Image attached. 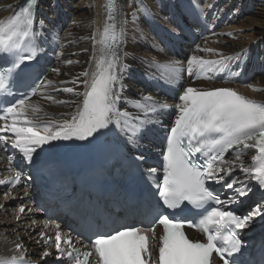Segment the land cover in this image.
<instances>
[{
  "label": "snow or ice",
  "instance_id": "obj_1",
  "mask_svg": "<svg viewBox=\"0 0 264 264\" xmlns=\"http://www.w3.org/2000/svg\"><path fill=\"white\" fill-rule=\"evenodd\" d=\"M13 7L9 4L4 10ZM179 7V18L166 30L170 37L184 39L181 33L201 26L217 35L215 20L223 9L214 10L208 0H186ZM38 8L39 0H26L10 16L0 18V147L9 153L4 171L11 174L0 179L4 196L23 187L25 180H33L31 174L25 176V167L37 175L52 174L61 166L57 158L61 151L101 149L138 180L133 206L141 210V218L132 223L86 216L75 239L70 233L64 235L59 222L52 235L41 230L36 243L43 264H264V238L258 259L256 244L243 238L246 230L264 224V101L233 87L195 85L197 80L232 74L233 64L238 70L235 75H240L250 50L229 55L207 46L208 39L202 36V43L194 44L184 60L142 61L152 70V80L174 85L185 77L191 79L182 86L178 103L169 105L143 91L132 98L126 95L131 65L126 63L124 47L129 25L134 43L136 34L140 41L150 39L141 27L142 18L155 19L146 0L126 4L106 0L103 27L76 38L70 31L62 35L47 17L38 16ZM225 35L236 39L238 33ZM81 41H91V50H82L90 52L88 59L67 58L61 44ZM148 47L164 54L168 45L153 40ZM50 51L57 66L46 72L41 60ZM82 64L86 66L77 72L60 66L71 69ZM28 73L34 78L27 84L28 91L22 92L19 85ZM246 86L264 92L254 83ZM41 101L72 111L51 114ZM169 110L175 118L163 143L155 144L152 138L162 127L160 117ZM154 148L160 149L158 166L148 164ZM249 151L253 155L245 163ZM254 189L259 200L238 212ZM24 196L31 198L27 192ZM25 212L21 203L16 219ZM50 224L45 221L44 228ZM12 232L18 234L15 228ZM15 250L18 256L0 257V264H31L23 242L15 243Z\"/></svg>",
  "mask_w": 264,
  "mask_h": 264
},
{
  "label": "bare ground",
  "instance_id": "obj_2",
  "mask_svg": "<svg viewBox=\"0 0 264 264\" xmlns=\"http://www.w3.org/2000/svg\"><path fill=\"white\" fill-rule=\"evenodd\" d=\"M22 1L23 0H0V18H7V16ZM172 1L176 3L179 9V5L186 3V0ZM124 2L126 4L127 0H124ZM146 2L151 5L156 18L161 21L165 28L172 26V22L174 20L169 10V0H146ZM208 2L210 4L214 3V10L223 9V11L219 13V16H223L228 20L234 19V21L238 22L239 26L242 28L257 26L255 31H253L254 33H251L249 36L250 39L264 34V30H262V28H264L262 27L264 26V15L263 17H260L257 14H252L255 10L257 2H262L261 5L264 7V0H208ZM9 4L14 5V7L11 11H5V7ZM105 4L106 0H39V16L47 17L51 21V26H56L61 31L62 35L66 36L67 31H70L72 33V38H76L79 35L90 34L93 27H103ZM250 14L252 15L250 16ZM141 27L150 39L140 41L138 34H136L138 42L134 43L132 40L133 33L131 31V25H129V39L124 47V51L128 53L126 63L131 65L130 78L125 81V83L130 86L126 95H129L132 98H135L136 94L141 91L149 92L147 75L151 73L152 70L142 61H151L153 57H156L158 60H164L168 57L176 58L167 53L166 49H164V54H161L148 47L153 40L158 43L160 42L157 36L155 20L149 19V21L145 22L142 18ZM213 31L217 33V35L213 36L212 32L209 33L206 37L208 39L207 46L222 49L225 53L231 55L240 52L241 49L250 50L251 70L253 71L254 77H252L248 83H254L257 87H264V67L260 64L261 61L258 60L259 55L264 56V36L260 37V40H256L257 42L255 45H252L251 43L242 41L241 38L243 36L241 37L238 35L236 39L230 38V42H228L226 40L228 38L225 39L222 36V30L215 27ZM188 32L193 31L189 29L186 32L181 33L184 39L180 40L181 47L185 53V58L192 53L194 44L202 43V40L197 41L195 38L187 36ZM197 33H199L198 30ZM98 38L99 36H97V39ZM217 40H219L220 43H217ZM61 48L65 52V56L67 58L79 59L83 62L88 59L90 52L85 53L82 50L84 48H89L91 50V41H81L78 44L71 45L65 42L61 44ZM61 48H57V51H60ZM72 53H76V55L73 56ZM54 66H57L56 60L54 61L53 67ZM60 66L62 67V70L77 72L86 65H75L72 66L71 69L64 65ZM49 77L53 78L51 74H49ZM195 85L198 87L210 88L212 84L197 83ZM246 85L240 87L242 92L257 100H264V92H254ZM60 98L70 97L62 95ZM41 103L45 111L51 114L68 113L72 111V108L48 105L43 101H41ZM252 155V151H249L245 155V163L250 161ZM3 203H6V207L4 209H0V257L9 258L19 255L20 253L15 250V243L22 241L26 242V249L33 250L31 255L32 257L39 254L38 247H31L32 242H29L25 237V233L30 232V215L24 216L22 220L15 221V217L11 211L15 210L14 207L16 206V203L12 202L10 204L6 199L0 196V205ZM5 209H7L6 213H4ZM13 228L16 229L18 234H13ZM19 237H22V239L19 240Z\"/></svg>",
  "mask_w": 264,
  "mask_h": 264
},
{
  "label": "rangeland",
  "instance_id": "obj_3",
  "mask_svg": "<svg viewBox=\"0 0 264 264\" xmlns=\"http://www.w3.org/2000/svg\"><path fill=\"white\" fill-rule=\"evenodd\" d=\"M261 3L262 2H257L256 3V5H255V10H254V12H252V14H257V15H259L260 17H263V15H264V11H263V9H264V7L261 5ZM211 4H213L214 5V3H211ZM243 4V3H242ZM212 13V12H211ZM252 14H250V16L252 15ZM248 17V16H247ZM246 17V18H247ZM245 18V19H246ZM236 23V24H235ZM264 25V24H263ZM256 27L257 26H253V27H249V28H242V27H240L239 26V23L238 22H235L234 21V19H232V20H228L227 18H225V21H224V24H221L220 26H218V28H219V30H222V32H223V34H222V36L226 39V38H228V39H226L228 42H230L229 40H230V37H228V36H226L225 34L227 33V32H233V33H238V35L239 36H243L242 38H241V40L242 41H244V42H246V43H251L252 45H255L256 44V40H260V37H262V36H264V34L263 35H260V36H257L256 38L255 37H252L251 39H250V35H251V33H254L253 31H255V29H256ZM262 27H264V26H262ZM226 28V29H225ZM228 30V31H227ZM262 30H264V28H262ZM244 34V35H243ZM245 43V44H246ZM258 57V56H257ZM263 59H264V56H262V55H259V58H258V60L259 61H263ZM260 62V63H261Z\"/></svg>",
  "mask_w": 264,
  "mask_h": 264
}]
</instances>
